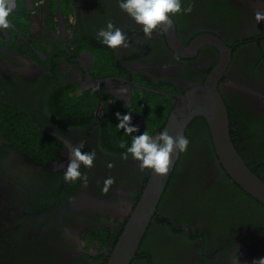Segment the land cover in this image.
Masks as SVG:
<instances>
[{"label":"flooded vegetation","instance_id":"flooded-vegetation-1","mask_svg":"<svg viewBox=\"0 0 264 264\" xmlns=\"http://www.w3.org/2000/svg\"><path fill=\"white\" fill-rule=\"evenodd\" d=\"M189 4L190 13L173 17L176 37L188 47L197 37L211 35L231 49V60L218 81V91L234 145L248 167L264 180V110L256 101V96L264 95V22L257 24L254 19L255 12H264V0H184L182 6ZM73 17L75 23L71 22ZM9 20L11 27L0 29V103L21 108L60 146L54 156L45 155L49 167L36 166V174L64 175L70 159L65 141L72 146L82 144L83 152H95L93 166L80 169L88 177L86 186L80 181L62 184L61 177H56V186L60 184L64 190L51 210L56 211V238L65 248L61 250L63 256L68 258L67 252L72 251V264H105L125 222L117 221L113 207L104 211L90 208L91 198H107L113 205L129 199L134 207L150 172L142 171L131 157L121 159L123 150L115 156L105 154L101 146H115L109 132H118L119 137L123 132L116 127L114 114L128 112L140 131L147 127L150 135L160 132L176 96L204 82L218 64L220 52L216 46L203 45L195 55L182 57L169 47L163 29L146 37L141 27L120 10L117 0H15ZM108 22L126 35L127 48L109 49L97 39V32ZM78 95L81 100L76 107L71 111L63 107L70 99L74 104ZM48 100H55L49 102L50 108L46 107ZM201 134L210 157L199 181L212 196L206 205L208 211L192 215L188 204H192V194L170 202L169 196L178 180L192 184L185 170L192 161L185 154ZM185 137L190 141L188 149L180 153L134 264H159L154 259L156 249L166 261L162 264H233L236 255L238 264H252L264 258V206L226 175L203 118L191 121ZM125 140L132 138L125 135ZM8 145L10 141L0 139V204L4 203L2 194L12 176L9 167L3 171V162H18ZM109 163L112 168L107 166ZM109 177L115 182L105 193L102 189ZM129 177L138 178L134 190L118 182ZM211 188H225L232 201L224 203L220 193ZM11 196L13 200L7 202H12L13 216L24 208V192L12 191ZM194 201H202V195ZM7 224L10 222L4 221L0 227ZM66 229L81 230V239L97 230L107 231L110 236L104 246L94 241L98 244L95 251L83 243L81 250L75 235L67 236ZM2 246L4 250L10 247Z\"/></svg>","mask_w":264,"mask_h":264},{"label":"water","instance_id":"water-1","mask_svg":"<svg viewBox=\"0 0 264 264\" xmlns=\"http://www.w3.org/2000/svg\"><path fill=\"white\" fill-rule=\"evenodd\" d=\"M14 1L12 0V3ZM25 1L31 3L32 0ZM163 32L169 47L182 57L185 54L188 56L195 55L197 50L203 45H213L220 52V60L204 82L193 87L191 86L182 92L181 95L176 96V102L171 108L167 121L161 131L166 130L173 137L186 136L188 125L191 121L199 117L203 118L207 123L219 164L226 175L245 193L264 206V180L258 177L248 167L243 156L234 145L226 107L218 91V81L225 73L231 60V49L211 35L199 36L193 40L190 46L183 47L176 37L173 23L171 27L163 29ZM153 92L165 94L158 91ZM258 100L262 103V109L264 110V95L256 96V101ZM158 134L159 132H156L153 136ZM179 157L180 153H173L169 171L163 176L153 174L150 170L144 190L139 196L136 205L130 211H119L117 205H113L105 198H91L92 203L90 208L104 211L105 208L113 207L116 217L120 215L122 222L125 221L113 248L108 252L105 264H131L147 228L155 218L158 203L176 167ZM4 190V194H2L5 198L2 201L4 205L0 204V225L4 221L6 223L7 221L10 222L11 215L14 212V210H11L13 208L12 202H7L13 200L11 196L13 185L9 183ZM97 203L101 205L100 208H96ZM76 208L79 209L77 206ZM66 231L67 236L75 235L74 238L78 248L83 250L80 243L81 230L70 231L66 229ZM71 252H67V260H70L69 257L73 256V252Z\"/></svg>","mask_w":264,"mask_h":264},{"label":"trees","instance_id":"trees-1","mask_svg":"<svg viewBox=\"0 0 264 264\" xmlns=\"http://www.w3.org/2000/svg\"><path fill=\"white\" fill-rule=\"evenodd\" d=\"M80 100L79 95L75 96L74 104L70 99L63 103V107L71 111ZM54 101H46V107L50 108L52 106L50 103ZM141 132L150 134L151 130L146 127ZM0 139L10 141L11 145L7 148L15 155L14 160H18L15 163L3 162L6 164L3 171L6 172L9 167L11 178H16L13 192H24L21 202L24 208L16 210L11 216L10 224L0 227V264H72V261L67 260L62 254L61 250L65 248L61 240L56 238L59 235L56 233L58 230L55 225L56 211L51 210V206L62 196L64 190L62 185L56 186V177H61L60 181L63 184L64 175L35 173L39 172L36 166H49L45 155L54 156L60 146H57V141L36 127L30 117L22 113L21 108L2 103H0ZM112 141L114 147L101 146L107 157L119 155L125 150L120 147L119 139ZM124 142L131 144V140ZM2 168L3 165L0 164V179ZM109 236L110 233L104 230L92 231L84 235L85 240L87 238L91 241L97 240L102 246L106 245ZM2 243L10 247L4 250ZM135 262L134 259L131 264Z\"/></svg>","mask_w":264,"mask_h":264},{"label":"clouds","instance_id":"clouds-1","mask_svg":"<svg viewBox=\"0 0 264 264\" xmlns=\"http://www.w3.org/2000/svg\"><path fill=\"white\" fill-rule=\"evenodd\" d=\"M183 2L184 0H117L120 10L140 26L141 31L148 38H151L160 29L171 27L174 16L188 14L192 11L191 5L183 7ZM11 12L12 0H0V29L6 30L11 27L9 20ZM254 19L257 24L264 22V12H255ZM71 22L75 23L74 17L71 18ZM97 39L109 49L129 46L126 35L121 29L115 28L111 22H108L105 28L97 32ZM120 91L123 92V89ZM114 115L118 121L116 127L123 130L125 135L132 137L130 145L124 141L120 143V147L125 149L121 153V159L127 160L131 157L138 162L142 171L147 169L151 170L153 174L163 176L169 171L173 153H183L188 149L190 141L183 135L173 137L163 130L153 136L148 132H141L143 130L140 131L139 126L132 123V114L127 112L121 115L120 112H116ZM64 143L70 155L63 176L64 181L66 183L80 181L86 186L88 177L82 174L80 169L82 166L89 169L93 166L95 152H83L82 144L72 146L67 141ZM107 166L113 167L111 163ZM114 182L113 178H107L102 191L106 193ZM233 264H238L237 255L233 259ZM252 264H264V258L253 260Z\"/></svg>","mask_w":264,"mask_h":264},{"label":"rangeland","instance_id":"rangeland-1","mask_svg":"<svg viewBox=\"0 0 264 264\" xmlns=\"http://www.w3.org/2000/svg\"><path fill=\"white\" fill-rule=\"evenodd\" d=\"M109 138H111V140L119 139V141H125V135L122 134L121 137H119V133L115 131H113L110 134ZM185 156L187 157V160L192 161V165H189L188 167L185 168V170L188 172L187 177L192 178V184L186 183L184 180H178L177 186L171 190V194L169 196V202L172 200V198H175L177 201H179L181 198H185L187 195L192 194V204L188 203L191 206L190 209H192V215L194 213H199L200 211H208L209 208L206 205H209L211 203L209 200V196H212V195L210 193V189H205L204 186L200 185V181H199V179L206 172V162L208 161L210 157V152L207 147V143L205 141V137L203 134L196 137V140L192 142V145H190V148L188 152L185 154ZM14 180H16L15 177L9 180V183L13 185V187L15 186ZM118 182L122 186L126 187L127 189L134 190L136 189L138 185V178H134V177L121 178V179H118ZM211 190L213 192L220 193L218 196L223 199L224 203H230L232 201L230 192L226 190L225 188L223 189L222 188H211ZM199 195H202V201L195 202L194 198ZM204 196H208V197H204ZM97 198L102 199V197H97ZM106 200L109 202V199L106 198ZM124 203H126V207L123 205ZM124 203L123 204L117 203L118 204L117 209L119 211L124 210L125 212H127L134 208L132 207L133 205H131L132 203L129 201V199H127ZM105 209H108V208H105ZM116 218H117V221L121 220L120 215H117ZM85 238L86 237L81 239L80 243L81 244L83 243V245H85L86 247L90 245V248L93 251L97 250L98 241L96 240L97 242H94L88 238L87 240H85ZM87 249H89V247H87ZM154 259H155V262L159 264L166 262L165 259L162 257V255L158 252V249H156L154 252Z\"/></svg>","mask_w":264,"mask_h":264},{"label":"bare ground","instance_id":"bare-ground-1","mask_svg":"<svg viewBox=\"0 0 264 264\" xmlns=\"http://www.w3.org/2000/svg\"><path fill=\"white\" fill-rule=\"evenodd\" d=\"M77 202H79V203H81V200H76ZM86 200H84V202H85Z\"/></svg>","mask_w":264,"mask_h":264}]
</instances>
